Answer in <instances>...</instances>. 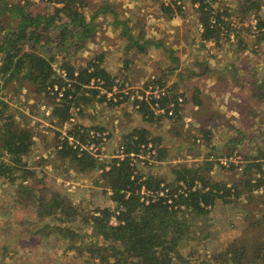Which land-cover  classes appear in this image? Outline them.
<instances>
[{
    "label": "trees",
    "instance_id": "16d2710c",
    "mask_svg": "<svg viewBox=\"0 0 264 264\" xmlns=\"http://www.w3.org/2000/svg\"><path fill=\"white\" fill-rule=\"evenodd\" d=\"M47 1L52 2V12L32 14L24 3L0 0V180L14 189L17 205L31 207L41 216H51L54 224L44 235L55 232L62 236L65 250L72 251L75 257H81L83 264H264V239L251 244L246 236L237 234L222 243L208 231L199 228L200 224L210 221V211L217 202L229 205L239 202L254 206L253 210L243 209L244 231L251 234L257 230V234L251 235H264V82L257 84L253 72L243 75L235 72L233 79L249 89L248 98L259 107L250 108L245 116L241 114L240 124L255 119L253 125L256 128L246 134L243 129L234 126L236 136L225 143L227 152L224 156L216 154V158L210 159L208 152H201L195 145V140L188 151L186 149L188 154L180 155L179 146L172 148L165 144L157 132L143 125L133 126L124 132L110 158H96L86 152L78 154L65 142H62L61 149L56 150L60 142L59 127L49 153L70 164L74 177H98L97 180L92 178L89 183L103 185V193L110 204H99L91 209L83 201L75 204L70 195L55 190L45 183L43 177H39V172L27 161L35 156V135L28 123L32 114H25L18 107L20 97L18 102H10V88L14 95H18L27 85L38 97H48L51 104L49 123L68 125L71 135L77 133L78 128L87 131L92 127L76 120V114L83 113V104L91 106L92 100L106 101L111 106L128 103L141 119L147 122L157 119L160 125L165 120L169 123L179 122L183 106L179 105L177 99L184 96L183 92H177L178 87L174 82L160 98H145L142 89L148 83H158L162 87L166 84L165 78L155 74L152 80L143 83L142 89L132 88L125 75L121 82L116 83L115 80L123 72L111 73L102 64V52L93 53L84 66L68 64L67 61L77 51L88 49L87 42L97 27L95 18L99 12L106 13L108 8L98 7L87 18L81 9L85 6L84 0ZM195 2L199 3L194 8L200 13L198 23L203 26L200 42L206 45L214 39L216 42L221 38L228 40L229 33H233L238 44L236 46L244 44L236 29L235 33L232 31L229 7H216L215 18L220 25L210 26L211 4L205 0H190L191 4ZM163 7L169 10L168 5ZM263 7L264 0H243L238 6L241 22L248 17L255 21L253 39L257 46L264 43ZM110 14L116 18L114 11ZM122 30V35H125L129 27L123 23ZM128 43L124 49L136 46L138 52L143 53L147 40L142 35L137 40L129 34ZM210 44L212 46L214 43ZM168 52L172 53L171 50ZM55 60L56 66L53 64ZM61 69L67 72L69 86L58 74ZM91 79L100 82V87H88ZM125 81L128 92L135 94L133 100L130 101L128 95L119 99V93H113L110 98L106 96L115 84L120 90ZM55 83L65 84L64 96L58 101L47 90ZM100 89L105 93H100ZM193 101L195 105L202 103L197 95ZM156 103L166 112L168 105L173 103V115H155ZM212 116L215 117V114ZM173 124L168 129L175 132L178 138ZM92 128L104 129L101 126ZM212 128L209 124L196 126L197 139L200 141L203 138L209 143ZM187 136H192V133ZM148 143L153 144L155 153L151 160H142L146 167L168 165L171 148L176 150L170 180L158 172H144V166H138L140 162L131 164L130 154H138L140 148ZM44 145L47 146L48 142ZM244 149L246 152L240 157L238 165L229 161L228 167H225L220 163L221 158L240 155ZM115 154L119 157L112 156ZM219 164L232 173L230 182L214 178ZM111 218H114L113 223ZM33 232L37 233L38 230Z\"/></svg>",
    "mask_w": 264,
    "mask_h": 264
},
{
    "label": "rangeland",
    "instance_id": "374dc122",
    "mask_svg": "<svg viewBox=\"0 0 264 264\" xmlns=\"http://www.w3.org/2000/svg\"><path fill=\"white\" fill-rule=\"evenodd\" d=\"M10 1L24 3L32 14L53 11L52 2L47 0ZM242 1L216 0L214 9L216 10L218 6L229 7L232 31L236 29L246 47H243L244 44L236 46L233 33V37H228V40L221 38L216 42L214 39L210 42L214 43L212 46L210 43L205 45L200 42L201 31L198 29L200 13L194 9L195 7H191L190 0H84L85 6L81 9L87 18L98 7H106L108 11L97 14L95 18L97 27L87 42L88 49L77 51L73 58L67 61L68 64L84 66L93 53L102 52V64L113 74L122 71L123 75L118 78L127 76L132 88L142 89L143 83L148 79L152 80L155 74L166 79V88L175 82L177 92L184 93V96H179L182 99L180 106H183L180 110L182 118L178 123H169L165 120L164 124L160 122V125L157 119L148 122L141 119L128 103L111 106L106 101L92 100L91 106L83 104V113L76 114V120L81 123L79 117H83L81 118L83 122H87L85 126H101L108 130L110 137L104 151L108 156L117 148L122 134L133 126L145 125L157 132L165 144L172 148L179 146L180 155L188 154L186 149L188 151L195 140L197 143L195 145H198L201 152H208L210 159L216 158L215 156L219 154L226 155L225 143L230 137L236 136L234 126L243 129L246 134L254 131L255 119L243 125L240 124L239 116L241 114L245 116L250 108L259 107L248 98L249 89L235 82L233 76L235 72L239 75L253 72L257 84L264 82V43L259 46L254 44L255 21L252 17L240 21L238 6ZM167 5L169 10L163 7ZM111 11L116 13V18L110 14ZM123 23L129 27L125 35H122ZM129 34L137 40L141 35L147 40L143 53H139L136 46L124 49L129 45ZM169 50L173 54L169 53ZM53 64L56 66V60ZM8 95L12 103L18 102L17 99L20 97L18 107H21L25 114H32L28 123L35 135L33 141V144H36L35 156L28 158L27 161L39 172V177H43L45 183H49L55 190H62L70 195L75 204L83 201L89 209L99 204H110L103 193V185L94 186L89 183V180L92 178L97 180L98 177L93 176L89 179L85 176L74 177L70 164H66L65 160L60 161L55 154L44 151L46 148L52 150L50 145L54 141V136L57 137L55 131L59 127L62 128V124H50L48 118L51 110L50 99L46 96L38 97L39 95L33 93L27 85L18 95H14L10 88ZM196 95L202 100L201 105L193 103V97ZM233 109L236 110L234 113ZM173 123L178 131V138L175 137V132L168 129ZM204 124L213 126L209 143L203 138L197 141L199 139L195 135L196 126ZM49 126L51 129H48ZM190 133L192 136L188 137ZM47 142L48 145L45 146ZM172 148L168 165L144 166V172H158L170 180L172 178L170 168L175 162L172 158L176 153ZM245 150L238 156H244ZM220 165L214 178L230 182L233 178L232 173ZM62 168L69 170H61ZM16 197L14 189L0 180V264H83L81 257H75L72 251L65 250L62 236L55 232L49 236L44 235L50 230L51 224H54L52 217L38 215L31 207L17 205ZM253 197L255 199L256 195L253 194ZM253 207L239 202L229 205L219 201L210 211V221L200 224L199 228L208 231L222 243L237 234H243L251 244L255 243L264 239V235H251L257 234V230L251 234L244 231L246 223L243 209L253 210ZM34 230L38 232L34 233ZM84 231L87 232L85 229Z\"/></svg>",
    "mask_w": 264,
    "mask_h": 264
},
{
    "label": "built area",
    "instance_id": "2783aa9c",
    "mask_svg": "<svg viewBox=\"0 0 264 264\" xmlns=\"http://www.w3.org/2000/svg\"><path fill=\"white\" fill-rule=\"evenodd\" d=\"M209 2L212 6V10L210 11L209 14V20H208V24L210 26H219L220 23L217 22L216 18H215V9H214V4L216 2H214V0H205V2ZM206 2V3H207ZM179 3V2H177ZM193 7L197 8L199 6L198 2H195L192 4ZM262 11H264V7L261 9ZM223 28V27H221ZM198 29L202 32L203 26L199 23L198 24ZM229 37L232 38L233 34L229 33ZM59 76L65 81V84H67L66 86L70 85V81L67 77V72L65 69H61L58 72ZM122 78H117L115 80L116 83H119V81L121 82ZM67 82V83H66ZM65 84L59 85L57 83L48 86L47 90L49 95H53L55 97V100H60V98H62L64 96V91H65ZM120 86V85H119ZM88 87H100V82L96 83L94 79H91ZM119 87L117 86V84H115L112 88L111 92L106 93V96L108 98H110V96L115 93V94H120L118 96L119 99H122L124 97V95H128L129 100H133L135 98V94L133 93H129L128 92V83L127 81H125L124 86L119 90ZM142 91L144 92V97L149 99L150 97H153L155 99L160 98L161 96L165 95L166 93V87H162L160 86L158 83H148L146 88H143ZM100 93H105L104 90L100 89ZM138 98H142V96H138ZM116 98H114L115 100ZM181 97H178L177 101L179 102V105L181 103ZM156 110L154 111L155 115L156 114H164L166 113L167 116H171L173 115V103H170L168 105L167 108V112L165 110V108H161L157 105V103L155 104ZM73 120V118H71V121ZM68 125L62 126L61 129H59L60 135H59V144L55 147L56 150L57 149H61L62 142H65V145L76 150L78 154H81L83 152L89 153L90 155H92L93 157L96 158H105L107 157V153H105V145L108 142L109 139V132L106 129H95L90 127L87 131L84 130L83 128H78L77 133H74V135L69 134L68 129H67ZM199 141V140H197ZM155 153V147L153 146L152 143H148L145 146H142L138 152V154H130V157L132 158V162L131 164H137V162H140L138 166L142 165L141 167L144 166V164H142V160H151L152 156ZM115 157H119V155L115 154L113 155ZM240 160V156L238 155H233L229 158H221L220 159V163L225 166L228 167V162H234L236 165H238V162ZM144 192V190H143ZM111 222H114V218H111Z\"/></svg>",
    "mask_w": 264,
    "mask_h": 264
},
{
    "label": "crops",
    "instance_id": "0c3cea01",
    "mask_svg": "<svg viewBox=\"0 0 264 264\" xmlns=\"http://www.w3.org/2000/svg\"><path fill=\"white\" fill-rule=\"evenodd\" d=\"M192 6H193V5H192ZM118 11H119V10H118ZM81 118H83V117H79V120L83 122L84 120H82ZM82 122H81V123H82ZM83 124H84V125H87V122H86V123L83 122ZM89 125H90V123H89ZM34 141H35V140H34ZM33 143H34V142H33ZM39 143H41V142L39 141ZM35 145H36V144H35ZM45 150L49 152V150H47V148H46ZM110 156H111V155H109V156H107V157H105V158L108 159V158H110ZM112 156H113V155H112Z\"/></svg>",
    "mask_w": 264,
    "mask_h": 264
}]
</instances>
